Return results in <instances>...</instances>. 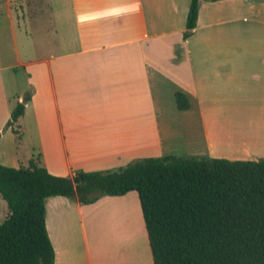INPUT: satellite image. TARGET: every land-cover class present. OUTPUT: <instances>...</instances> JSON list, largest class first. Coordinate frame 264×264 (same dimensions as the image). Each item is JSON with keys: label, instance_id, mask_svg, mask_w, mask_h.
<instances>
[{"label": "crops", "instance_id": "crops-1", "mask_svg": "<svg viewBox=\"0 0 264 264\" xmlns=\"http://www.w3.org/2000/svg\"><path fill=\"white\" fill-rule=\"evenodd\" d=\"M4 1L0 28H10L15 58L7 69L23 68L33 93L25 102L24 86L9 93L0 69L1 165L34 160L73 177L155 156L264 159V0H201L186 39L191 0H38L34 18ZM28 28L34 57L22 53ZM176 92L189 109H177ZM21 102L23 115L6 127ZM110 202L136 203L146 239L136 192L89 205L50 197L54 264H134L99 249L93 219Z\"/></svg>", "mask_w": 264, "mask_h": 264}, {"label": "trees", "instance_id": "trees-1", "mask_svg": "<svg viewBox=\"0 0 264 264\" xmlns=\"http://www.w3.org/2000/svg\"><path fill=\"white\" fill-rule=\"evenodd\" d=\"M199 1L190 2L184 39L195 28ZM174 97L179 111L189 109L183 93ZM23 112L18 103L6 127ZM130 192L138 195L153 264H264V159L173 156L73 177L50 174L34 160L27 168L0 164V196L9 210L0 224V264H54L47 198L89 205Z\"/></svg>", "mask_w": 264, "mask_h": 264}, {"label": "rangeland", "instance_id": "rangeland-1", "mask_svg": "<svg viewBox=\"0 0 264 264\" xmlns=\"http://www.w3.org/2000/svg\"><path fill=\"white\" fill-rule=\"evenodd\" d=\"M13 3H15L13 7L17 8L19 6L21 10H23L24 8L22 4L26 5L25 15H27L28 18H34L36 5L37 3H39V1L38 0H14ZM4 6H5V1L0 0V10H1L0 14H2L3 12L2 10L4 9ZM0 22L2 23V25H4V22L2 21V19H0ZM30 30L31 28H28V33L32 37L31 38L32 42L31 41L29 42V45L25 48V50L22 51V53L25 52L26 54L30 55V57H34L36 56V50L34 47L37 42V34L35 32V28H32V32ZM10 37H11L10 28H0V69L5 70L3 71V75H4V80L6 83V88L9 93L13 89L14 90L21 89L23 88V86L24 88L28 89L26 94L22 98L24 100L27 96L32 95L33 88L31 86L30 87L28 86L29 84L27 82V75L23 68H19L16 71L18 72L17 74L14 73L12 70L7 69V67L15 64V58H14L13 49H12V40ZM30 114H31L29 115L30 117H28L30 119L28 120L32 119L33 114L32 113ZM28 144L30 143L27 140V143H25V146ZM27 147H29V145ZM23 150H25L24 148H22L21 151L25 152ZM180 157H188V156H180ZM153 158H158V156H155ZM36 159H39L38 155H35V160ZM14 169H18V168H14ZM76 171H81V170H76ZM113 204H118V207L120 208V211L117 214V217L118 219L121 218L120 220H118L121 224V229H119V232H117V234L116 233L114 234L109 244L106 236H109L108 231L109 230L112 231L118 221H115V223L112 222L111 224H109L108 217L106 216L104 212L108 208L113 207L112 206ZM105 206H106L105 207L106 209L103 211L100 210L97 214L94 215V219H93L94 221L93 226L95 228L94 235H96L98 231L99 249L102 250V254H106L107 256H110L109 253H112L111 255H115V257L122 256L119 258H125V259L128 258L131 261H133L134 264H146V261H148L147 260L148 259L147 246L149 250V244H148L147 237L146 239L144 237L143 230L141 228H138L140 226V220H139L138 208H137L136 203L127 205L124 203L110 202V203H106ZM8 214H9V210H8L7 204L0 197V224L7 218ZM129 219H131V222L127 223ZM136 224L138 226L136 227V229H134V226H136ZM108 226H111V228L109 229ZM121 251H124L123 254H121Z\"/></svg>", "mask_w": 264, "mask_h": 264}, {"label": "bare ground", "instance_id": "bare-ground-1", "mask_svg": "<svg viewBox=\"0 0 264 264\" xmlns=\"http://www.w3.org/2000/svg\"><path fill=\"white\" fill-rule=\"evenodd\" d=\"M113 207H110V208H108L104 213L106 214V216L108 217V221H109V224H111L112 222L113 223H115V221H118V220H120L121 218H119L118 219V217H117V214L119 213V211H120V208L118 207V204H113L112 205ZM117 206V207H116ZM131 222V219H129L128 220V222L127 223H130ZM118 224V225H117ZM127 225V224H126ZM108 228L110 229L111 228V226H108ZM107 229V228H106ZM119 229H121V224H120V222L118 221L117 223H116V225L114 226V228H113V230L112 231H108V233H109V236H106L107 237V241L109 242V244H110V241H111V239H112V237L114 236V234L116 233L117 234V232H119ZM108 237H109V239H108ZM107 244V243H106Z\"/></svg>", "mask_w": 264, "mask_h": 264}, {"label": "water", "instance_id": "water-1", "mask_svg": "<svg viewBox=\"0 0 264 264\" xmlns=\"http://www.w3.org/2000/svg\"><path fill=\"white\" fill-rule=\"evenodd\" d=\"M26 101V98L24 99V102Z\"/></svg>", "mask_w": 264, "mask_h": 264}]
</instances>
